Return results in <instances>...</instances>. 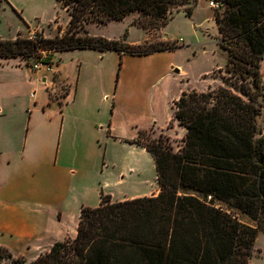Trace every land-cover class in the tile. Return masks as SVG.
<instances>
[{
    "label": "trees",
    "instance_id": "1",
    "mask_svg": "<svg viewBox=\"0 0 264 264\" xmlns=\"http://www.w3.org/2000/svg\"><path fill=\"white\" fill-rule=\"evenodd\" d=\"M57 1L69 16L63 32L36 42L19 35L0 38V59L41 57V49L42 62L51 64L58 51H115L119 70L125 55L179 46L167 40L130 44L128 29L120 39L90 35L88 24L137 13L134 24L160 28L173 18L172 9L190 0ZM214 1L222 9L213 14L217 43L226 53L220 84L182 90L174 101L170 122L185 129L177 151L163 135L141 141L146 131L128 141L153 157L158 194L112 201L100 193L98 206L80 207L73 239L53 243L30 261L12 259L0 246V258L5 254L13 264H251L253 243L264 232V131L257 129L264 108V0ZM185 12L190 15L192 8Z\"/></svg>",
    "mask_w": 264,
    "mask_h": 264
},
{
    "label": "crops",
    "instance_id": "2",
    "mask_svg": "<svg viewBox=\"0 0 264 264\" xmlns=\"http://www.w3.org/2000/svg\"><path fill=\"white\" fill-rule=\"evenodd\" d=\"M3 4L20 15L17 11L19 7L13 0H4ZM68 19L67 13L65 26ZM21 20L22 24L8 36L3 34V26L0 27V38L28 37L25 34L33 30L48 38L43 29L56 22L54 19L47 24L39 21L33 24L22 17ZM104 25L90 23L86 31L90 35L100 36L93 34L92 28ZM161 38L171 41L164 33ZM147 40L141 36L128 43L141 44ZM87 51L96 52L100 60L109 52L93 49L58 51L54 53L57 62L51 63L49 71L33 69L20 57L0 59V65L13 62L17 73L27 68L22 80H0V232L7 237L6 247H3L13 257L34 259L53 243L73 239L77 233L80 207L98 206L100 193L110 195L115 199L112 201H123L153 196L159 192L153 157L143 146L128 141L135 139L139 131L150 133L152 139L165 133L170 136L168 124L173 114V103L181 91L189 87L181 85L174 66L169 63L165 68L169 85L159 87L156 84L161 76L150 83L147 94L141 98L138 91L141 84L147 83L153 69L134 72L130 76L132 81L127 91V103H110L109 72L103 65L97 70V77L87 71L80 55ZM66 53H70L71 57L66 58ZM260 72L264 82V57ZM208 73L203 71L201 76ZM40 77L41 80L37 81ZM122 77L123 74L119 77L118 94L124 91ZM22 83L27 84L35 94H40V100L26 108L25 112L29 111L27 119L23 116L21 103L15 100ZM56 84L66 86L67 91L61 97L63 101L50 97V89ZM55 102L58 106L54 112L52 105ZM22 127L25 136L23 146L18 149ZM40 127L45 131L38 135L36 128ZM95 135L102 136L106 147H113L112 151L110 148L105 150L104 169L98 171L99 180H96L94 158L89 151L93 149ZM70 137L75 143L80 137L83 140L82 148L75 146L69 149L64 139L67 142ZM116 148L120 152L115 153ZM68 155H71L73 166L61 164V159L69 158ZM115 181L117 191L111 186Z\"/></svg>",
    "mask_w": 264,
    "mask_h": 264
},
{
    "label": "rangeland",
    "instance_id": "3",
    "mask_svg": "<svg viewBox=\"0 0 264 264\" xmlns=\"http://www.w3.org/2000/svg\"><path fill=\"white\" fill-rule=\"evenodd\" d=\"M17 3L19 7L17 15L7 6H5L4 0H0V27L3 26V34L6 36L13 34L16 31L18 25L22 24L21 17L25 21H30L35 24L38 21L41 23L47 24L50 21L56 19V22H52L49 26H46L43 30L46 35L50 37L56 35L57 33H62L65 29V23L67 19V13L65 9L58 3L57 0H13ZM210 1L214 0H197L195 3L194 0H190L187 4L179 6L178 9H172L173 18L169 22L160 28H151L143 29L140 26L133 23V20L138 16L137 13L130 14L120 20H112L105 24L104 26H93V34H99L100 36L112 39L124 38V32L128 29L129 34L125 36V41L135 40L144 36L148 39L146 42H157L162 41V34L166 35L169 43L179 46L178 49L172 51H166L164 53H159L157 55H143V56H133L125 55L122 58V64L118 70V55L115 51H109L104 54V58L100 60L96 52L87 51L83 52L82 55L84 62L86 63V70L92 72L94 77H97V70L104 66V69L109 72L110 77V97L109 102L111 101L118 104H126L128 97L127 91L128 88H131V79L130 76L134 72L145 71L146 69H153V74L148 79L147 83L141 84L139 95L141 98L148 92V87L151 82H155L158 78L156 84L161 87L163 85H169L168 80L165 74L166 65L171 63L175 69L178 71L175 72V75L181 81L182 86H188V90L195 89L197 91L206 90L208 86L215 87L220 84L219 75L221 74L218 71V66L223 67L226 61V53L217 43L218 31L213 19V14L217 10L209 5ZM215 2V1H214ZM186 7H191L192 12L190 15H187L185 12ZM216 9V10H215ZM221 12V8H218ZM26 36L29 35L27 32ZM143 43V42H142ZM141 43V44H142ZM71 57L70 53H66L65 57ZM73 56V55H72ZM44 57V54L41 57L38 56H29L27 58H20L25 64L32 65L38 60ZM55 54L52 56V63H56ZM72 69V68H70ZM69 69V70H70ZM180 69L182 72L180 73ZM27 71V68L23 69V72H16L13 68V62H3L0 65V80L5 78L23 79L24 72ZM32 71H34L32 69ZM118 71V78L116 82V72ZM209 71L205 76H201V72ZM122 89L124 91L120 94L116 93L117 86L119 82L120 75L122 76ZM40 78H37V81H40ZM116 83V84H115ZM130 85V86H129ZM20 86V85H19ZM66 86L63 84H56L53 88L50 89L51 98H59L60 101L62 96L64 97L66 93ZM0 93L1 86H0ZM34 97H33V96ZM18 102L21 103L23 109L24 118H28L29 114L25 112L26 108H30L34 102L40 100V94L37 92L34 93L30 87L22 83L17 91ZM114 98V99H113ZM53 111L57 109V103L53 105ZM30 110V109H29ZM26 121V120H25ZM168 127L170 128V136L167 134H161L164 137L169 138V143L174 151H177L182 145V138L185 134L184 127L177 124L175 120H172ZM35 127L33 126L32 129ZM257 129L259 132L264 131V108H262L260 116L257 118ZM37 134H42L45 129L40 127L36 128ZM69 129L66 127V132ZM66 134V133H65ZM25 136V131L22 130L19 135V140L17 142V148L21 149L23 146V137ZM262 134H257L256 137H260ZM66 139V135H65ZM64 139V143H67L69 149L82 148L83 140L78 137L77 142L73 141V138L70 137L67 142ZM150 139V133H146L141 137V141H146ZM100 140V142L98 141ZM39 145L41 141L37 142ZM94 146L91 151L93 156V162L95 163L96 169V180H99L100 173L99 170L103 168L104 162V153L105 150L110 148L112 151L113 147L108 145L106 147L102 136L95 135L94 137ZM74 145V146H73ZM86 145V144H85ZM115 153L120 152L117 148L114 150ZM69 158L61 159V164L65 166H70L71 164V155H68ZM73 166V165H72ZM107 171V170H105ZM118 181V178L116 179ZM112 182L111 186L115 191L118 190L117 184ZM108 195V194H104ZM111 198V196H110ZM111 200H115L112 199ZM238 218L245 223H252L250 219L244 214L237 213ZM7 237L0 232V246H5ZM6 247V246H5ZM19 257V256H17ZM13 257L12 259H17ZM23 257V256H22ZM26 261L33 260L30 257H23ZM12 259L2 254L0 258V264H13ZM20 260V259H19ZM20 262V261H19ZM251 264H264V232H259L253 243L252 256L250 259Z\"/></svg>",
    "mask_w": 264,
    "mask_h": 264
},
{
    "label": "built area",
    "instance_id": "4",
    "mask_svg": "<svg viewBox=\"0 0 264 264\" xmlns=\"http://www.w3.org/2000/svg\"><path fill=\"white\" fill-rule=\"evenodd\" d=\"M209 5L213 8H218V3L217 2H214V1H210L209 2ZM41 37V34L40 32H38L37 30H33L29 33L28 35V39L32 40V41H37L38 38ZM38 52L44 54V50H41V49H38ZM32 68L33 69H44L45 71H49L51 69V64L49 63H44L42 62V59H38L33 65H32ZM211 196H207V199H210Z\"/></svg>",
    "mask_w": 264,
    "mask_h": 264
},
{
    "label": "water",
    "instance_id": "5",
    "mask_svg": "<svg viewBox=\"0 0 264 264\" xmlns=\"http://www.w3.org/2000/svg\"><path fill=\"white\" fill-rule=\"evenodd\" d=\"M175 71L177 72L178 70H177V69H175Z\"/></svg>",
    "mask_w": 264,
    "mask_h": 264
}]
</instances>
